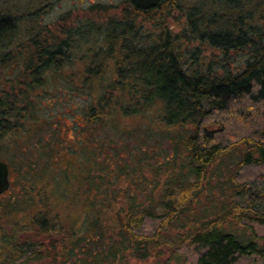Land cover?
<instances>
[{
  "label": "trees",
  "instance_id": "1",
  "mask_svg": "<svg viewBox=\"0 0 264 264\" xmlns=\"http://www.w3.org/2000/svg\"><path fill=\"white\" fill-rule=\"evenodd\" d=\"M120 1L126 8L119 19L87 20L65 39L38 27L36 17L26 21L0 7V68L13 62L18 46L26 52L11 91L0 95V145L25 154L20 139L34 140L29 150L38 157L13 169L33 212L30 231L60 239V264L84 252L83 243L103 247L92 255L98 264L163 250L164 264H264V0ZM174 11L186 16L179 35L161 19ZM150 21L158 34L145 28ZM24 25L26 42L18 44ZM185 42L207 44L226 59L243 51L248 58L229 70L225 62L204 67L192 55L202 62L194 67ZM80 52L88 63L76 70L71 62ZM52 88L85 98L72 145L38 113L35 98ZM65 118L58 117L62 124ZM105 130L110 138L102 142L96 134ZM140 134L146 143L140 140L135 153L123 146ZM236 152L213 216L187 220L220 179V163ZM139 168L142 178L133 179ZM2 243L19 256L15 264L45 258L40 243L17 232Z\"/></svg>",
  "mask_w": 264,
  "mask_h": 264
},
{
  "label": "rangeland",
  "instance_id": "2",
  "mask_svg": "<svg viewBox=\"0 0 264 264\" xmlns=\"http://www.w3.org/2000/svg\"><path fill=\"white\" fill-rule=\"evenodd\" d=\"M1 1L0 3L2 5H0V7H3L5 11H8L11 14L19 15L20 19L27 21L30 17H36L38 20V27L46 29L50 32V35L52 34L53 36L58 37V39H65L66 31L76 29L87 20L102 24L106 23L108 19L113 17L119 19V17L124 14L126 8L120 0H9L7 3H4L3 0ZM195 1L197 0H191V2ZM93 5L96 6V8L92 13L90 8ZM183 14L184 13L180 11L169 12L165 19L164 17L161 19L164 20L166 26H168L174 34L179 35L182 30L186 28V16ZM156 20H159V18ZM155 21L145 23L144 26L148 31L154 30L158 34L159 27ZM25 27L26 25L22 27V33L20 35L21 39L18 44L22 43L24 39H26V37L23 36V33L26 31ZM25 42L26 40L23 43ZM185 43L186 44H182V47L187 50L186 53L191 59L190 61L195 63L193 65L194 67L202 62L204 63L202 64L203 66L209 62H225L223 64L227 69L237 70L243 66L244 62L248 58L247 53H244L243 51L239 53L238 56L231 55V58L229 57L226 59V56H224L222 52L213 49L207 44H202L200 42H194L193 44H189L187 42ZM22 48L23 47L19 48L18 46V48H16L17 51L15 50V52H13L15 53V59L12 60L13 62L10 65L0 68V95L3 94V91H11V84L17 81L16 78L20 76L23 71V60H25L26 52L20 51ZM81 53L82 52L79 53V56L75 55L76 58L72 60L73 62H71L72 68H75L76 70L84 68V66L88 63V61L80 60ZM192 55L195 57L198 56L202 62H195V59L191 58ZM50 92L51 94L45 93L35 98L38 102L36 106H40L38 113L44 114L47 118L46 123L52 126L49 128L52 132L57 130V128L53 127L55 124H58L59 127H61L60 134L64 135L63 139L61 138V142L66 143L67 146L69 144L72 145L76 142L81 133L80 126L83 125V122L76 120L81 119L78 106L84 103L85 98L74 96L69 98L70 94L65 95L64 93H55L53 88ZM62 115H65L66 117L63 124L61 120L58 119V117ZM107 132L108 130L98 132L96 136L102 142L104 140H109L110 137ZM41 134L45 136V138L48 137V132H40V135ZM83 139L86 140L87 137L84 136ZM140 140L142 143H146L145 136L140 134L139 136L126 140L123 146L128 147L131 152L135 153L134 148ZM33 141L34 140H32L31 137L20 139V147L22 146V148H25V154L24 152H18L15 150L6 151L0 145V161L9 165V179L12 183L11 189L0 197V262H11L15 264V259L19 257L18 255L13 256L11 251H7L8 249L4 247V244L2 243L4 235L16 234L17 232L21 239H29L34 242H38L41 245V252L45 258L41 261L30 262L29 264H60L63 260V244L60 239L49 235H41L37 233L35 229L30 231V222L33 212L25 209L26 206L22 203L25 200V195L21 189L22 185L17 179V172L14 171L15 169H18L23 161H28L30 158L38 157L36 150H29V145L32 146ZM154 145L155 143L153 144V147L158 148V146ZM108 146L109 145L105 144L104 148L107 149ZM113 150L116 151L117 148L113 147ZM98 155L99 152L95 151L94 156L96 160L101 162L103 160V155L102 153L101 157ZM236 158L237 152L227 156L220 163L218 169L216 170V176L220 179H215L213 181V186L204 194L200 203L187 217V220H197L202 217L211 218V216H213V213L217 210V206H219L225 199L223 197V192L225 191L224 188H227L228 186H226L227 179H224V177L227 175V172L231 170L232 164ZM125 161H127V159H122L121 163H124ZM149 162H152L153 164L156 163L153 159H150ZM143 174L147 175V179H152V175L145 172ZM132 177L133 179L142 178L140 168L137 170V174H134ZM109 229L110 228H102L101 231H109ZM230 229L236 233H240V235H242L244 231L243 227L231 226ZM82 246L84 247V252L77 249L76 254L68 259L67 264H98V262L91 260L92 255L97 250L102 251L103 247L99 244L86 246L84 243ZM87 250L88 254L86 253ZM162 252V256H152L146 260L135 259L126 252L120 262L112 260L109 263L104 261L100 262V264H164L169 257V252L167 250L166 253L164 250ZM89 260L90 263H88ZM171 264H175V262L172 261ZM244 264H246V262Z\"/></svg>",
  "mask_w": 264,
  "mask_h": 264
},
{
  "label": "water",
  "instance_id": "3",
  "mask_svg": "<svg viewBox=\"0 0 264 264\" xmlns=\"http://www.w3.org/2000/svg\"><path fill=\"white\" fill-rule=\"evenodd\" d=\"M9 175V165L5 162L0 161V196L6 193L11 188Z\"/></svg>",
  "mask_w": 264,
  "mask_h": 264
}]
</instances>
